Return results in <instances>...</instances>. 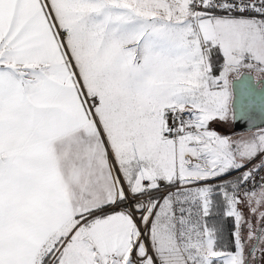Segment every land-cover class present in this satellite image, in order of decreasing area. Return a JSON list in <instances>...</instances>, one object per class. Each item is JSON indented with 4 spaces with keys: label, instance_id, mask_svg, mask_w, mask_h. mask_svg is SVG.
<instances>
[{
    "label": "snow or ice",
    "instance_id": "obj_1",
    "mask_svg": "<svg viewBox=\"0 0 264 264\" xmlns=\"http://www.w3.org/2000/svg\"><path fill=\"white\" fill-rule=\"evenodd\" d=\"M256 109L264 0H0V264H264Z\"/></svg>",
    "mask_w": 264,
    "mask_h": 264
},
{
    "label": "rangeland",
    "instance_id": "obj_2",
    "mask_svg": "<svg viewBox=\"0 0 264 264\" xmlns=\"http://www.w3.org/2000/svg\"><path fill=\"white\" fill-rule=\"evenodd\" d=\"M252 75H256L255 73H253ZM231 116L229 117V122L228 123H219V122H216V123H213L212 125H211V127L212 128H214L216 131H218V132H220L221 134H224V135H231V136H233V137H236V136H238V135H240V134H247L249 131H243V132H235V131H233V129H232V123H231ZM256 129H253V130H251V131H255ZM233 134H235V135H233ZM253 165H258V164H249L248 165V167L249 168H251V167H253ZM239 173H236V172H233V173H231V176L232 177H234V176H236V175H238ZM230 177H228V176H225V177H223L222 179H224V180H227V179H229ZM212 183H216V181H212ZM243 211H244V214H245V216L249 219V220H251L252 222H253V224L255 225L256 223H257V221L259 220V215H258V213L255 215V216H253L249 211H248V209L247 208H244L243 209ZM260 211H264V208H262V209H260Z\"/></svg>",
    "mask_w": 264,
    "mask_h": 264
},
{
    "label": "water",
    "instance_id": "obj_3",
    "mask_svg": "<svg viewBox=\"0 0 264 264\" xmlns=\"http://www.w3.org/2000/svg\"><path fill=\"white\" fill-rule=\"evenodd\" d=\"M254 76V75H253ZM257 88L260 87L259 84L256 85ZM232 123V129L235 132H243V131H249L248 128V121L245 120H239ZM252 123L255 124V127H253L251 130L264 127V114H261L259 109H256L252 114Z\"/></svg>",
    "mask_w": 264,
    "mask_h": 264
},
{
    "label": "built area",
    "instance_id": "obj_4",
    "mask_svg": "<svg viewBox=\"0 0 264 264\" xmlns=\"http://www.w3.org/2000/svg\"><path fill=\"white\" fill-rule=\"evenodd\" d=\"M260 161H261V158H260V157H257L255 160H253V161L251 162V164H259ZM261 176H264V170H260V171L257 172V174H256V180H257L258 182H259ZM163 191L166 192V191H168V189H167L166 187H164V188H163Z\"/></svg>",
    "mask_w": 264,
    "mask_h": 264
},
{
    "label": "trees",
    "instance_id": "obj_5",
    "mask_svg": "<svg viewBox=\"0 0 264 264\" xmlns=\"http://www.w3.org/2000/svg\"><path fill=\"white\" fill-rule=\"evenodd\" d=\"M231 120V119H230ZM231 122H232V120H231ZM217 221L219 222V218L217 217ZM231 220H228L227 222H226V228H225V232H224V243H227L228 242V229L230 228V226H231Z\"/></svg>",
    "mask_w": 264,
    "mask_h": 264
},
{
    "label": "crops",
    "instance_id": "obj_6",
    "mask_svg": "<svg viewBox=\"0 0 264 264\" xmlns=\"http://www.w3.org/2000/svg\"><path fill=\"white\" fill-rule=\"evenodd\" d=\"M233 135H235V134H233Z\"/></svg>",
    "mask_w": 264,
    "mask_h": 264
}]
</instances>
